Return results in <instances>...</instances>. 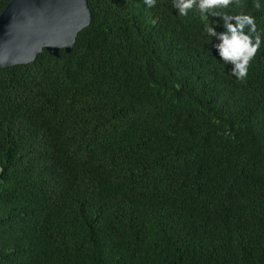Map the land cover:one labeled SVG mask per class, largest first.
<instances>
[{
	"label": "trees",
	"instance_id": "16d2710c",
	"mask_svg": "<svg viewBox=\"0 0 264 264\" xmlns=\"http://www.w3.org/2000/svg\"><path fill=\"white\" fill-rule=\"evenodd\" d=\"M87 3L71 51L0 68V264H264V0L216 9L254 21L244 80L222 17Z\"/></svg>",
	"mask_w": 264,
	"mask_h": 264
},
{
	"label": "water",
	"instance_id": "95a60500",
	"mask_svg": "<svg viewBox=\"0 0 264 264\" xmlns=\"http://www.w3.org/2000/svg\"><path fill=\"white\" fill-rule=\"evenodd\" d=\"M90 17L87 0H10L0 13V68L71 51Z\"/></svg>",
	"mask_w": 264,
	"mask_h": 264
},
{
	"label": "clouds",
	"instance_id": "9594fccd",
	"mask_svg": "<svg viewBox=\"0 0 264 264\" xmlns=\"http://www.w3.org/2000/svg\"><path fill=\"white\" fill-rule=\"evenodd\" d=\"M236 0H172V7L177 9L181 16H187L192 9H197L203 16L211 14L223 18L224 31L217 32L214 27L208 29L209 34L217 37L219 43L215 45L221 60L225 64L233 65L231 74L237 80H244L247 76L250 60L254 58L257 49L261 44L259 36L255 38V45L248 34L244 33L245 25L250 26L251 33H255L254 21L247 16H231L221 14L216 11L220 6L228 7ZM144 4L149 7L156 6V0H144ZM264 6V4H263ZM259 7V5H257ZM235 20V25L231 21Z\"/></svg>",
	"mask_w": 264,
	"mask_h": 264
}]
</instances>
